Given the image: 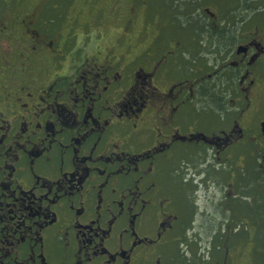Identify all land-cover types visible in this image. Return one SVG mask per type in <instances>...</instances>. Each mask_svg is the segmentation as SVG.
I'll return each instance as SVG.
<instances>
[{
	"label": "flooded vegetation",
	"instance_id": "obj_1",
	"mask_svg": "<svg viewBox=\"0 0 264 264\" xmlns=\"http://www.w3.org/2000/svg\"><path fill=\"white\" fill-rule=\"evenodd\" d=\"M174 1L81 0L60 20L49 10L78 0L37 14L0 0V264L188 263L205 212L189 165L211 164V189L214 157L264 161V0H232L221 19ZM113 9L108 44L92 28Z\"/></svg>",
	"mask_w": 264,
	"mask_h": 264
},
{
	"label": "rangeland",
	"instance_id": "obj_2",
	"mask_svg": "<svg viewBox=\"0 0 264 264\" xmlns=\"http://www.w3.org/2000/svg\"><path fill=\"white\" fill-rule=\"evenodd\" d=\"M21 1L22 4L18 6L16 0H13L14 3L12 4V7H10L12 9V13L25 12L37 14L44 12V9L42 10V0ZM175 1L174 3L179 2ZM204 1L206 7L213 8L221 14L220 19L224 17V14L228 13H224V10L232 2V0ZM80 2L81 0H78V5L62 6L60 10H49V13L57 19L64 20V13L69 12L72 8L73 10L70 14L76 13L78 7L80 6ZM162 2L166 3L167 1ZM172 5L175 9V11L172 12L174 22L179 21L180 17L181 19H184V21L187 20L186 17L189 15H185L184 12H181L178 5ZM192 6L193 8L191 5H187L189 9L197 8L195 5ZM85 7L89 8L86 4ZM164 7L166 8L167 5H164ZM164 12L166 14L169 13L168 11ZM95 14L96 12L93 11L89 17H86V19H83L82 21L88 23L91 18L90 16ZM71 16L72 15L69 17ZM121 16V12L115 11V9L108 10L105 18H100L99 24L94 26L92 29L98 30L104 34L107 33L109 35L108 44H112L113 39L111 36L114 35L113 30L115 25L122 20ZM172 17L167 15L169 20ZM189 18L191 25L196 24L194 17L192 18L189 16ZM205 21L209 24L211 29H215L214 22L209 20L207 14H205ZM219 21L220 20H218V22ZM142 22L143 19L141 20V23ZM68 24L69 22L63 23V28L61 29L63 34H67L69 32V26H67ZM173 28L174 30L181 31L178 27L173 26ZM185 28L186 27L183 28V31ZM84 30L86 29L81 26L77 27L75 31L77 34H82ZM174 30L173 33L175 32ZM69 34L70 33H68V35ZM184 126H186V124ZM207 154H209L211 161H213V155L215 154L214 150H209ZM227 154L228 153L221 154L220 161L215 157L213 161L214 163L221 162V167L219 166L220 170L216 172L219 173V179L221 183H224V187L221 185L219 186L218 184L211 189L208 187L207 175H209V171L210 173L213 171L210 169V163L204 167V171L202 164L198 167L197 165H189V169L192 173L200 174L201 176L203 172V178L199 176L197 180V183L199 184L198 193H194V188H196V186H190V192L191 199L196 203V210H199V212L200 210H204L205 212L202 217H198V224L195 225L196 227L194 230L193 228L189 230L188 243L183 245L185 254L187 253V257L184 260L188 261V263L184 262L180 256L176 255V259L172 264H213L211 257L223 258L224 256H226L224 260L227 264H262L264 259V249L262 248L261 239L264 241V234L261 235V231H264V213L258 215L254 204L250 201H245L243 198V195L245 194H241L244 191H249V193H251L253 190L260 189L259 196L264 197V187L262 188L261 186V188H258V180L254 178L258 175V172H263L261 166L264 165V161L263 159H261V161L256 159L257 157H261L260 154H254L252 157V163L250 164L252 167L250 169H246V165L248 163H239L236 167V164L232 163L234 162L233 160L229 161L226 159ZM232 166V173L236 172V179H233L232 175H229L228 170L231 169ZM224 168H226V170ZM214 175L215 173L212 172V176ZM245 177L246 179H244ZM233 182L236 184L234 188L230 187V184ZM247 207H249V210ZM218 247H220V249H218ZM259 251L260 255H258ZM177 253H180L179 250H177ZM228 254H230V257ZM221 264H223V259L221 260Z\"/></svg>",
	"mask_w": 264,
	"mask_h": 264
},
{
	"label": "trees",
	"instance_id": "obj_3",
	"mask_svg": "<svg viewBox=\"0 0 264 264\" xmlns=\"http://www.w3.org/2000/svg\"><path fill=\"white\" fill-rule=\"evenodd\" d=\"M263 176H264V174L262 172H258V175H256L254 177L256 180H258V184H259L257 186L258 188H261V186H262V188L264 187V177ZM246 177L244 179H246ZM259 190L260 189L253 190L251 193H249V191H247V192L244 191L242 194L240 192L241 195L245 194V195H243L244 196L243 198L245 201H247V202L250 201L252 204H254L256 213L258 215H260L261 213H264V197L259 196ZM247 208L249 210V207H247ZM262 234H264V231H261V235ZM261 237H263V236H261ZM261 241H262V248L264 249V241L262 239H261ZM258 255H260V251H259ZM262 264H264V259L262 261Z\"/></svg>",
	"mask_w": 264,
	"mask_h": 264
}]
</instances>
